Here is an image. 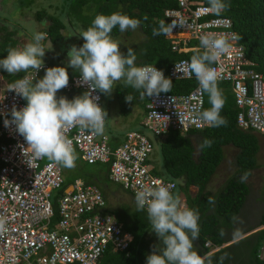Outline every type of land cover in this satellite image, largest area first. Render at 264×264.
<instances>
[{
    "label": "built area",
    "instance_id": "built-area-1",
    "mask_svg": "<svg viewBox=\"0 0 264 264\" xmlns=\"http://www.w3.org/2000/svg\"><path fill=\"white\" fill-rule=\"evenodd\" d=\"M173 7L162 10L161 20L171 23L182 18L183 27H176L166 35L172 51L202 50V35H237L230 18L210 12L209 5L191 4L189 0H170ZM238 36V35H237ZM193 39L195 45H188ZM231 48L217 63L212 65L219 73L218 81L229 84L236 108L235 125L264 136V77L256 72L246 56L239 39L230 40ZM189 62L180 59L171 63L166 77L172 80L190 78ZM150 65V64H142ZM153 66V65H151ZM46 68H41L37 73ZM24 75L35 76L34 70ZM80 74L69 76V84L63 91L78 89L81 95L88 90L78 85ZM12 84V83H11ZM11 84L0 89V217L6 218L7 231L0 234V264H96L102 254L123 252L132 240V234L123 229L106 211V204L93 184L74 179L53 200L51 195L62 187V170L54 161L33 160L24 137L11 121L13 106L17 109L26 104L23 98L8 90ZM101 94L98 90L92 93ZM203 107V93L197 81L195 87L185 93H161L146 98L139 127L122 134L116 146L109 145L107 134L94 135L90 130L72 127L66 133L75 153L87 164H106L107 178L127 192L136 203V193L142 186L163 184L175 187L170 180L153 174L147 160L155 142L167 131L181 134L189 130L209 127L198 117ZM182 121V123H181ZM24 153H27L25 155ZM146 211V210H144ZM147 212V211H146ZM257 259L264 262V223ZM209 246V242L204 243Z\"/></svg>",
    "mask_w": 264,
    "mask_h": 264
},
{
    "label": "trees",
    "instance_id": "trees-1",
    "mask_svg": "<svg viewBox=\"0 0 264 264\" xmlns=\"http://www.w3.org/2000/svg\"><path fill=\"white\" fill-rule=\"evenodd\" d=\"M191 4L202 3L209 5L208 0H189ZM228 8L221 13L227 16L232 22V27L241 39L240 43L244 47L245 56L254 63L253 69L264 77V0H224ZM32 0L25 1L22 5L29 7ZM175 3L170 0H57L55 13H48L45 17L44 10H35L34 18L36 21L48 20L45 28L38 32H46L47 39L55 42L60 38V29L70 27L77 29L80 34L91 26L94 18L99 14H111L119 12L127 14L141 21L139 26L143 38L133 48L137 54V65L150 64L158 69L166 71L168 66L180 59H186L189 63L193 55L202 50L172 51L170 40L166 35L154 36L152 29L158 28L162 18L164 8L173 7ZM148 19L145 21L144 16ZM0 20V59L7 56L10 48H15V32L8 30L7 26ZM120 33L118 26L112 30L111 36L116 37ZM84 43L83 38L79 40L78 47ZM127 48V49H128ZM124 52L125 54L127 53ZM69 76L79 74L72 69H67ZM24 73L9 75L5 70L0 69V75L6 84H11L21 78ZM194 75V74H193ZM197 80L194 76L185 79L172 80V90L167 93H185L195 87ZM218 87L225 100L220 115L227 120L226 126L206 127L201 130H189L184 134L175 130H169L165 136L157 141L158 153L161 162V169L155 170L149 157L147 160L150 171L165 180L175 183L172 192L177 195L181 192L186 205L191 208V203L196 206L201 213L199 215V238L195 240L196 249L200 255L208 251L205 242L220 246L223 242V225H229L240 208L244 196L247 193L245 182H241L244 173L250 174L255 167V154L258 150L257 137L249 130H241L235 125L236 108L233 95L229 89V84L218 81ZM99 91V90H98ZM141 90H136L124 83L115 85L113 90L114 97L118 102L120 115H127L132 105H138L142 110L147 96H141ZM61 96H66L69 100L81 95L78 89L69 91H58ZM101 97L106 95L100 93ZM131 94L134 99L131 103L126 102L125 96ZM26 104L27 101L23 99ZM211 107L207 93H203L202 111ZM139 127V126H138ZM191 137H195L197 153L194 156V147ZM109 145L116 146L122 140V134L109 133ZM205 139L213 141L211 147L201 148ZM231 145L237 152L234 157L235 171L229 176L223 186L215 194L210 202L209 197L204 194V187L208 182L215 167L221 161L222 147ZM79 161L83 162L78 153H75ZM153 163V162H152ZM92 167L82 171L79 176L63 178L62 187L51 195V202L54 209L52 220L57 219L54 198L62 193V189L74 179H81L86 184L95 185L106 204V211L121 224L124 230L132 234V240L123 252L105 251L96 264H147V257L153 249L163 251L164 245L160 238L152 231V225L148 219L146 211H138L137 204L133 198L123 191L117 184H113L107 178V165L94 163L87 164ZM249 176V175H248ZM196 188L194 196L188 193V187ZM117 192V193H116ZM121 194L127 198L117 202V195ZM212 204L210 212H207L209 205ZM260 224L264 223V212L260 216ZM263 230H257L254 234L253 244L249 249L250 264H264L257 259L256 254L259 248ZM195 248V247H194ZM219 248L212 254L218 259L224 251Z\"/></svg>",
    "mask_w": 264,
    "mask_h": 264
},
{
    "label": "clouds",
    "instance_id": "clouds-1",
    "mask_svg": "<svg viewBox=\"0 0 264 264\" xmlns=\"http://www.w3.org/2000/svg\"><path fill=\"white\" fill-rule=\"evenodd\" d=\"M208 3V10L216 15L228 8L224 0H208ZM147 19L145 15L144 20ZM43 23L46 25L47 21ZM140 25L139 19L127 14H99L91 26L79 34L84 43L69 49L67 66L79 72L78 85H86L88 90L71 100L66 96L57 97V92L69 84L65 66L48 67L44 76L34 83L36 73L44 67L46 50L52 48V44L46 47L43 43L47 39L46 32H34L32 42L23 48H10L7 56L0 59V69L9 75L28 73L30 69L35 73V76L24 75L10 85L8 90L14 91L27 103L20 109L13 106L11 121L5 119V125L14 123L27 142V148L31 150V159L27 161L30 167L33 160L45 157L65 168L75 167L77 156L66 135L68 130L79 127L90 130L94 135H102L105 131L108 113L98 102L99 95L92 94L96 90L110 96L116 83L123 81L126 87L142 89L141 96L171 92L172 79L166 77L163 70L151 65H137L134 49L128 48L127 53H123L120 41L111 36L117 26L123 33L129 29L136 30ZM178 26H184L182 18H174L171 23L161 20L152 32L154 36L169 35ZM237 39L241 37L235 34L231 37L202 35L199 38L202 51L193 55L188 64L189 73L195 75L201 92L208 94L211 107L201 111L198 117L209 127L227 125V120L220 115L225 100L218 87L219 73L212 65L230 50V40ZM133 99L131 94L125 96L128 103ZM212 143L205 139L201 148L211 147ZM248 175L244 173L241 182H245ZM171 187L163 184L142 186L136 193L137 210L147 211L152 231L164 245L162 252L153 251L148 255L147 264H212L211 256H202L194 248L200 232L198 211L182 206ZM209 200L212 202V198ZM6 224V218L0 217V234L7 231Z\"/></svg>",
    "mask_w": 264,
    "mask_h": 264
},
{
    "label": "rangeland",
    "instance_id": "rangeland-1",
    "mask_svg": "<svg viewBox=\"0 0 264 264\" xmlns=\"http://www.w3.org/2000/svg\"><path fill=\"white\" fill-rule=\"evenodd\" d=\"M27 0H0V20L3 21L7 26L8 30L14 31L15 35L14 38L16 40L15 48H23L22 39L23 35L32 40L33 33L37 29L45 28L48 24V20L44 19L48 13L54 14L55 13V5L57 4V0H32L30 6L24 7L23 3ZM30 1V0H29ZM35 10H44L45 17L41 21H36L34 18V11ZM47 21L45 25L43 22ZM77 29H72L70 27L60 29V38L56 41V43H52V48L46 50V54L50 57V60L64 58L66 56L68 58V51L69 49L75 45L78 47V42L83 37L79 36ZM79 38V39H78ZM114 39L120 41V49L124 53L128 47H135L143 38V34L140 32L139 27L136 30H127L123 33H119L118 36L113 37ZM78 40V41H77ZM46 41V43H45ZM46 47H51L49 40L46 39L43 41ZM197 42L191 39L188 42V45H195ZM52 54V55H50ZM46 57V56H44ZM44 61H50L47 58H44ZM45 70V69H43ZM39 72V80L45 74V71ZM37 76V77H38ZM36 79V78H35ZM4 78L0 75V89L5 85ZM124 83L123 81H118L116 84ZM114 90V89H113ZM101 106L107 111L108 118L105 122V131L104 134H109L112 132H121L128 129H132V124L129 123L130 114L127 115H120L118 111V102L114 98V92L110 96L101 97ZM135 109H132L131 113L140 114L141 108L136 105ZM141 115H139L140 117ZM138 117V118H139ZM147 136L153 139V150L151 152V164L153 165L155 170L161 169V162L158 153V146L157 142H155L154 137L146 132ZM257 137V144L258 150L255 154V167L253 170L250 171V174L245 181L247 186V193L244 196L243 202L238 209L236 215L234 216L233 220L229 223V225H223L226 227V233L224 238H229L230 234H236L239 231L245 230L248 227H252L253 231L259 230L262 224L259 223L260 216L264 212V136L259 134H255ZM194 147V156L197 153V146H196V138L191 137ZM236 148L232 146H225L223 147V158L217 167L216 171L214 172L213 176L207 182L205 186V194L207 197L212 198L218 192L217 190L220 189L225 182V180L233 174L234 172V156L236 154ZM43 161H51L47 157L43 159ZM153 162V163H152ZM60 165V164H59ZM62 170V178L66 177L70 180L73 177L79 176L80 171L84 168L88 169L92 167L91 165H86L82 163L77 158L75 161L74 168H65L60 165ZM79 170V172H77ZM71 182V181H70ZM114 184V183H113ZM117 193V192H116ZM180 193V192H179ZM189 195L192 197L195 194V190L191 188V191H188ZM178 194V193H177ZM179 199H182V195L178 194ZM125 196L118 194L117 195V202L125 200ZM186 205V202H185ZM191 206L194 208L195 205L191 203ZM212 204L209 205L210 211ZM224 230V229H223ZM262 230V229H260ZM234 237V236H233ZM248 238H239L230 244H228L224 251L219 255L218 259L214 261L212 258V263L214 264H250L249 262V249L247 248V241ZM157 251L153 249L151 252Z\"/></svg>",
    "mask_w": 264,
    "mask_h": 264
},
{
    "label": "crops",
    "instance_id": "crops-1",
    "mask_svg": "<svg viewBox=\"0 0 264 264\" xmlns=\"http://www.w3.org/2000/svg\"><path fill=\"white\" fill-rule=\"evenodd\" d=\"M40 29H37L36 31H34V32H38ZM22 39L24 40V42H23V47L27 44V43H29V42H32V40L31 39H29V38H27L26 36H25V34L23 35V37H22ZM33 39V38H32ZM79 39V38H78ZM78 41V40H77ZM44 43V42H43ZM45 43H46V41H45ZM49 43H50V41H49ZM52 43H56V41L55 42H52ZM51 44V43H50ZM50 55H52V54H50ZM46 57H44V58H47L49 61H50V64H49V62H47V61H44V64L46 65V68H44L45 70H43V71H46V69L48 68V67H53V66H65V67H67V69H72V67H69V66H67L68 65V58L66 57V56H64V58H60V59H55L54 61L53 60H50V57L48 56V55H45ZM41 70V71H42ZM39 75V74H38ZM37 75V76H38ZM39 78V76L38 77H36V79L34 80V83L36 82V80ZM61 96V93L60 92H57V97L59 98ZM115 98V97H114ZM137 106H136V104H134V105H132L131 106V108H130V111H129V114H130V120H129V123L130 124H132V126H134V127H132V129H135V128H137L138 127V125H139V120L141 119V116H142V109L140 110V114L139 115H141L140 117H139V115L138 114H135V113H131V111H132V109H135ZM139 117V118H138ZM128 130H130V129H128ZM125 131H127V130H125ZM125 131H121V132H113V133H119V134H123ZM225 146H231V145H225ZM225 146H223V147H225ZM223 147H222V158H223ZM152 157V155L150 156V158ZM235 157V156H234ZM222 158H221V160H222ZM221 162V161H220ZM220 162L218 163V165L215 167V170H214V172L216 171V169H218L217 167L219 166V164H220ZM254 169V168H253ZM252 169V170H253ZM234 171H235V167H234ZM214 172L211 174V176H213V174H214ZM234 173V172H233ZM211 176H210V178H211ZM231 176V175H230ZM209 178V179H210ZM209 181V180H208ZM224 184V183H223ZM206 185H207V183H206ZM205 185V186H206ZM223 186V185H222ZM191 188H193L194 190H195V192H196V188L195 187H193V186H189L188 187V191L190 190L191 191ZM204 190H205V187H204ZM217 191H219V189L217 190ZM178 194H181L182 195V193L180 192H178ZM178 194H177V196H178ZM204 194H205V191H204ZM206 195V197H207V194H205ZM182 197H183V195H182ZM180 201H181V205L182 206H187V205H185V201H184V197L182 198V199H180ZM188 207V206H187ZM189 208V207H188ZM209 208V207H208ZM191 209H195V210H197V208H196V206H194V208L191 206ZM198 211V210H197ZM207 212H210V209H208L207 210ZM198 213H199V215L201 214L199 211H198ZM224 229V230H223ZM221 230H222V239H223V242H222V244L220 245V246H215V245H212V244H210L209 243V246H208V251L206 252V253H204L202 256H211V259L213 258L212 257V254L214 253V252H216L219 248H224V247H226L228 244H230L231 242H233V241H235V240H237V239H239V238H241V237H243V238H247V237H249L248 238V241H247V248L248 249H250V247L252 246V244H253V240H254V234L256 233V231L254 230L253 231V229H252V227H248L247 229H245V230H242V231H239L238 233H236V234H230V236H229V238H227V239H225L224 238V235H225V233H226V227L224 226V227H221ZM234 236V237H233ZM194 247H195V249H196V243H195V241H194ZM249 256V255H248ZM216 259L214 258V261H215ZM212 264H214V263H212Z\"/></svg>",
    "mask_w": 264,
    "mask_h": 264
}]
</instances>
